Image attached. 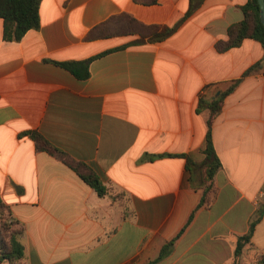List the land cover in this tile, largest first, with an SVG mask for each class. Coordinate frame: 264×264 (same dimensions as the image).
Instances as JSON below:
<instances>
[{
	"label": "crops",
	"instance_id": "obj_1",
	"mask_svg": "<svg viewBox=\"0 0 264 264\" xmlns=\"http://www.w3.org/2000/svg\"><path fill=\"white\" fill-rule=\"evenodd\" d=\"M247 2L41 0L40 27L12 42L0 18V198L24 227V264H149L171 241L156 264H235L237 239L264 205V47L216 45ZM123 14L177 28L161 42L88 39ZM93 57L85 80L57 64ZM238 80L212 127L216 193L200 205L211 112L197 109ZM30 131L109 194L37 150ZM262 253L264 216L238 264Z\"/></svg>",
	"mask_w": 264,
	"mask_h": 264
},
{
	"label": "trees",
	"instance_id": "obj_2",
	"mask_svg": "<svg viewBox=\"0 0 264 264\" xmlns=\"http://www.w3.org/2000/svg\"><path fill=\"white\" fill-rule=\"evenodd\" d=\"M144 4H156L158 0H135ZM41 0H0V18L3 19V38L5 41H20L26 33L40 27V9ZM244 19L236 24H233L228 29V39L217 43L219 52H225L234 47L240 46L245 39H253L262 44L264 47V25L260 20V5L258 0H248L243 6ZM177 27L171 28L168 26L145 25L135 18L123 14L118 17H113L103 25L93 29L89 36V40L101 38H110L118 35H139L141 38H149L152 42H161L169 37ZM96 57L82 62H65L57 63L72 72L77 78L85 80L89 78V64ZM252 70V69H251ZM249 70L246 74L250 73ZM245 74V75H246ZM240 80L236 81L231 87L221 93V95L206 103L201 101L197 111L202 107L210 109L211 115L208 120V132L206 139V162L202 175L204 194L200 205H209L213 202L216 187L214 179L218 171L221 169V162L216 154L212 127L215 118L222 110L224 99L228 96L239 84ZM29 135L35 142L36 148L39 151H45L62 161L72 170H74L89 186H91L100 197L109 194L110 189L103 183L101 178L86 164L76 161L63 150L55 147L40 133L30 131L24 133ZM264 216V205L259 209L250 223L249 231L238 237L236 243L235 264L243 255L247 246H252V238L257 224ZM24 233V227L14 217L11 208L6 205L0 198V263L8 261L10 264H24L25 248L20 241V237ZM173 242L166 244L160 252L158 258L149 264H156L165 258L171 251ZM255 264H264V254H257Z\"/></svg>",
	"mask_w": 264,
	"mask_h": 264
},
{
	"label": "water",
	"instance_id": "obj_3",
	"mask_svg": "<svg viewBox=\"0 0 264 264\" xmlns=\"http://www.w3.org/2000/svg\"><path fill=\"white\" fill-rule=\"evenodd\" d=\"M258 2L260 5V20L264 25V0H258Z\"/></svg>",
	"mask_w": 264,
	"mask_h": 264
},
{
	"label": "built area",
	"instance_id": "obj_4",
	"mask_svg": "<svg viewBox=\"0 0 264 264\" xmlns=\"http://www.w3.org/2000/svg\"><path fill=\"white\" fill-rule=\"evenodd\" d=\"M264 196V192L261 194V197H263Z\"/></svg>",
	"mask_w": 264,
	"mask_h": 264
}]
</instances>
